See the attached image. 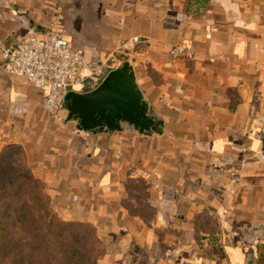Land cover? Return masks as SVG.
Returning <instances> with one entry per match:
<instances>
[{"label": "crops", "instance_id": "crops-1", "mask_svg": "<svg viewBox=\"0 0 264 264\" xmlns=\"http://www.w3.org/2000/svg\"><path fill=\"white\" fill-rule=\"evenodd\" d=\"M53 16L91 71L131 61L162 128L80 131L0 61V141L57 215L93 227L99 264H264V0H0V41Z\"/></svg>", "mask_w": 264, "mask_h": 264}, {"label": "rangeland", "instance_id": "rangeland-1", "mask_svg": "<svg viewBox=\"0 0 264 264\" xmlns=\"http://www.w3.org/2000/svg\"><path fill=\"white\" fill-rule=\"evenodd\" d=\"M0 214L8 217L19 247L0 257V264H85L70 253L77 242L69 230L59 232L62 225L57 219H62L32 177L23 150L4 141H0ZM89 241L98 263L100 248Z\"/></svg>", "mask_w": 264, "mask_h": 264}, {"label": "built area", "instance_id": "built-area-1", "mask_svg": "<svg viewBox=\"0 0 264 264\" xmlns=\"http://www.w3.org/2000/svg\"><path fill=\"white\" fill-rule=\"evenodd\" d=\"M145 41V37L137 35L124 39L117 46L116 54L128 57ZM180 52L179 47L170 50L173 56ZM0 61L5 73L20 77L30 86L40 89L43 109L49 116L57 118L64 111L68 91L87 80L96 87L101 78L114 69L116 60L110 59L106 63L105 74L91 71L82 55L66 39L60 17L53 16L44 31L24 35L15 45L8 46L0 41Z\"/></svg>", "mask_w": 264, "mask_h": 264}, {"label": "water", "instance_id": "water-1", "mask_svg": "<svg viewBox=\"0 0 264 264\" xmlns=\"http://www.w3.org/2000/svg\"><path fill=\"white\" fill-rule=\"evenodd\" d=\"M64 110V122H73L80 131L107 133L129 129L145 136L162 131L161 121L151 111L137 83L134 65L128 59L108 71L90 91H68ZM260 148L264 154V136Z\"/></svg>", "mask_w": 264, "mask_h": 264}, {"label": "trees", "instance_id": "trees-1", "mask_svg": "<svg viewBox=\"0 0 264 264\" xmlns=\"http://www.w3.org/2000/svg\"><path fill=\"white\" fill-rule=\"evenodd\" d=\"M37 183H39L37 181ZM40 184V183H39ZM41 186V185H40ZM62 225L59 232L61 234L66 231H70L71 237L77 243H73V247L70 249L72 256H76L77 259L83 261L85 264H98L97 257L98 253H95L93 250V245L90 244V239H93L94 242L100 248V241L95 235L93 227L86 223L78 222H66L60 219H57ZM58 237V236H56ZM15 237L10 230V223L8 217L6 218L0 214V257H4L8 252L13 251L14 248L18 251L19 247L14 242Z\"/></svg>", "mask_w": 264, "mask_h": 264}]
</instances>
